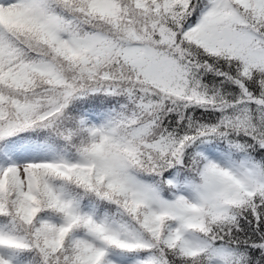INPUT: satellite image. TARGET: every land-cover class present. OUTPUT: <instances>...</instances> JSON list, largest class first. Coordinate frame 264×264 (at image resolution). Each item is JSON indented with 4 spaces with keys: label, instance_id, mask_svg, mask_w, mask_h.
Wrapping results in <instances>:
<instances>
[{
    "label": "snow or ice",
    "instance_id": "snow-or-ice-1",
    "mask_svg": "<svg viewBox=\"0 0 264 264\" xmlns=\"http://www.w3.org/2000/svg\"><path fill=\"white\" fill-rule=\"evenodd\" d=\"M0 264H264V0H0Z\"/></svg>",
    "mask_w": 264,
    "mask_h": 264
}]
</instances>
